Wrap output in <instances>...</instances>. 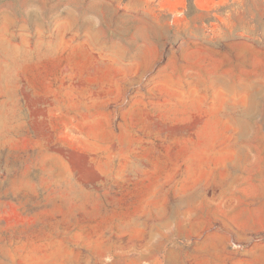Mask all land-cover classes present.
I'll return each instance as SVG.
<instances>
[{
  "label": "rangeland",
  "instance_id": "374dc122",
  "mask_svg": "<svg viewBox=\"0 0 264 264\" xmlns=\"http://www.w3.org/2000/svg\"><path fill=\"white\" fill-rule=\"evenodd\" d=\"M0 0V264H264V0Z\"/></svg>",
  "mask_w": 264,
  "mask_h": 264
},
{
  "label": "built area",
  "instance_id": "2783aa9c",
  "mask_svg": "<svg viewBox=\"0 0 264 264\" xmlns=\"http://www.w3.org/2000/svg\"><path fill=\"white\" fill-rule=\"evenodd\" d=\"M176 9L173 11V15H182L184 13V6L182 0H175Z\"/></svg>",
  "mask_w": 264,
  "mask_h": 264
}]
</instances>
